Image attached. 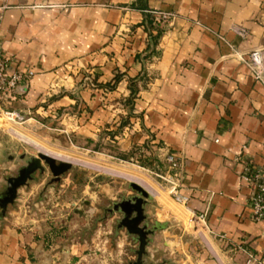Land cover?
I'll return each instance as SVG.
<instances>
[{
    "label": "crops",
    "instance_id": "obj_1",
    "mask_svg": "<svg viewBox=\"0 0 264 264\" xmlns=\"http://www.w3.org/2000/svg\"><path fill=\"white\" fill-rule=\"evenodd\" d=\"M150 11L176 16L158 32ZM235 27L249 35L241 37ZM0 40L16 69L35 73L3 106L25 114L27 123L18 126L74 146L113 143L153 164L175 153L186 199L177 202L201 224L211 250L200 252L202 262L247 264L253 254L255 264H264V221L251 219L252 189L241 176L247 161L264 165V72L256 79L233 55L260 50L264 62V0H0ZM117 75L119 82L107 89ZM132 86L136 97L127 106ZM14 168L0 166V183ZM72 184L66 180L61 188ZM66 195L64 206L77 196ZM97 199L94 208L108 204ZM164 210L165 220H187ZM158 212L153 223L162 230L152 259L189 260L184 236ZM90 222V215L68 210L26 216L13 207L0 216V264H123L129 237L109 220L100 241L87 229Z\"/></svg>",
    "mask_w": 264,
    "mask_h": 264
},
{
    "label": "water",
    "instance_id": "obj_2",
    "mask_svg": "<svg viewBox=\"0 0 264 264\" xmlns=\"http://www.w3.org/2000/svg\"><path fill=\"white\" fill-rule=\"evenodd\" d=\"M6 157V160L0 159V166L12 164L15 168L3 175L0 183V216L3 218L13 207L26 216H35L41 211H45L51 216L57 217L67 210L73 216L90 215L94 222H90L91 226L87 229L96 238L98 235L100 241L101 233L107 227V222L113 220L114 230L124 232L131 241L123 264H204L199 255L200 252L209 255L211 253L205 241L198 240L197 236L192 234L189 227L180 218L173 217V220H165L168 210H164L165 207L159 203L154 193L138 182L130 180L128 189L119 183H116L117 188H110V184H115V182H105V184L103 181L100 182L97 177L89 175L84 186L80 188L81 180L76 174L72 175L71 173L72 162L57 159L40 150L36 155L21 151L20 155L6 153ZM49 174L51 175L50 180L48 179ZM91 177H93L92 180H90ZM69 179L73 180L74 184L61 188L62 183ZM33 185H39L33 195L22 194ZM94 185L98 189L95 192L92 191ZM86 186H90L89 192L85 191ZM103 188L106 190H102ZM107 191H114L116 194L114 199ZM67 193H74L77 196L68 201V206H64ZM97 198H106L108 204L92 207L93 202L97 204ZM155 209L159 210L160 216L158 217L162 219L163 224L167 223L172 228L171 231L184 236V242L189 244L192 253L189 260L184 257L177 260L173 258L158 261L152 259L151 248L156 242L157 234L162 230L160 226L153 223L152 213ZM165 242L174 253L175 244L169 240Z\"/></svg>",
    "mask_w": 264,
    "mask_h": 264
},
{
    "label": "rangeland",
    "instance_id": "obj_3",
    "mask_svg": "<svg viewBox=\"0 0 264 264\" xmlns=\"http://www.w3.org/2000/svg\"><path fill=\"white\" fill-rule=\"evenodd\" d=\"M0 42L2 44L1 40ZM11 130L16 136L12 134ZM26 138L51 152V154L44 150L42 152L50 156H57L56 158L58 159L72 162L71 173L72 175L76 174L81 180L80 188L84 186V182L89 178V175L97 177L103 183L115 182V184H110V188H117L116 183H119L126 189H128L130 180H135L133 179L134 176L141 177L159 192L160 196L156 194L155 197L162 206H168L171 210L174 209L173 211L176 213L185 216L187 220L181 217L183 218L182 221L189 227L192 234L202 241L200 235L202 231L201 224L194 222L192 215L190 216L186 213L184 208L175 201L168 191L169 186L166 181L156 176V174L161 172V169L156 167L157 164L151 166L146 157L140 156L139 151L126 152L128 153L127 156H123L117 148L109 146L113 143L106 145L104 143L94 145L82 143V145L74 146L67 139L58 142L53 140L55 136L50 132L40 130L33 132V134L27 133L21 126L10 121L5 114L0 113V159L6 160V153L20 155L21 151L36 155L40 149L31 142L25 141ZM50 177L51 175L49 174V180ZM97 190L96 185H94L92 191L95 192Z\"/></svg>",
    "mask_w": 264,
    "mask_h": 264
},
{
    "label": "built area",
    "instance_id": "obj_4",
    "mask_svg": "<svg viewBox=\"0 0 264 264\" xmlns=\"http://www.w3.org/2000/svg\"><path fill=\"white\" fill-rule=\"evenodd\" d=\"M161 25H167L176 16L173 11H150L149 12ZM234 31L241 37L245 38L249 35L248 31L243 28L235 27ZM223 41L225 39L220 37ZM233 55L241 59L251 70L256 79H262L264 72V62L260 50H252L246 54L234 50ZM33 70H19L15 68L14 60L3 52L0 42V113L5 114L8 119L17 125L27 123L25 114L18 110H5L3 106L7 104L14 95L18 87L34 76ZM165 167L160 174H156L159 178L166 181L169 186V193L179 203H186V199L180 194V176L182 171V163L179 157L170 151L159 155ZM242 179L251 187L250 210L251 219L254 222L264 221V165H258L251 161H247L244 166ZM196 220L205 221V215H197ZM246 252V251H245ZM257 258L253 254H249L247 264H255ZM258 264H263L259 262Z\"/></svg>",
    "mask_w": 264,
    "mask_h": 264
},
{
    "label": "trees",
    "instance_id": "obj_5",
    "mask_svg": "<svg viewBox=\"0 0 264 264\" xmlns=\"http://www.w3.org/2000/svg\"><path fill=\"white\" fill-rule=\"evenodd\" d=\"M150 16L151 17H153L151 14H150ZM153 26H155L156 28H157V30H158V32H162V30L164 29V27H165V25H161L160 23H157V21L155 20V18L153 17ZM119 80H120V75H117L116 77H115V81H114V83L113 84H110V85H107V89H109V90H113L114 89V87H115V85H116V83L117 82H119ZM94 85L95 86H98V84H96L95 82H94ZM132 90V92H131V94H130V96L126 99V101H125V104H127V106H132V104H133V100H134V98L136 97V93H135V91H134V89H133V86H132V88H131ZM124 124H127V121H125L124 122ZM124 124H121V126L119 127V129H121L122 127H123V125ZM114 132V131H113ZM116 132H118V129L116 130ZM99 144V143H98ZM109 146H113V147H115V148H117L118 149V151L119 152H121L120 154H122L123 156H127V154L128 153H126V152H123V151H121L120 149H119V147L117 146V145H115L114 146V144H111V145H109ZM117 146V147H116ZM151 164V166H154L155 164H157V168H160L161 170H163L164 169V167H165V163L164 162H162L161 161V159L158 157L157 158V160H156V163H150Z\"/></svg>",
    "mask_w": 264,
    "mask_h": 264
},
{
    "label": "bare ground",
    "instance_id": "obj_6",
    "mask_svg": "<svg viewBox=\"0 0 264 264\" xmlns=\"http://www.w3.org/2000/svg\"><path fill=\"white\" fill-rule=\"evenodd\" d=\"M25 141H27V142H31L32 144H34V145H36V147H38L41 151H47V150H45L43 147H41L40 145H38V144H35L34 142H32V141H30V140H27V138L25 139ZM52 157H54V156H52ZM56 158V157H55ZM58 159V158H57ZM60 160H62V159H60ZM63 161H66V160H63ZM68 162H70V161H68ZM124 175H125V173H124ZM133 179H135L134 181L135 182H138L139 184H141L143 187H145L146 189H148L150 192H152V193H154L155 195L157 194V195H160L159 194V192L152 186V185H148V182L147 181H145L144 179H142L141 177H135L134 176V178ZM133 181V180H132ZM151 186V187H150Z\"/></svg>",
    "mask_w": 264,
    "mask_h": 264
}]
</instances>
